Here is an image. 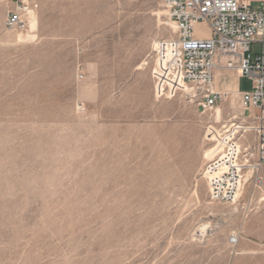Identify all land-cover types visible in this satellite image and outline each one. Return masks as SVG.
I'll return each mask as SVG.
<instances>
[{
  "label": "rangeland",
  "instance_id": "obj_1",
  "mask_svg": "<svg viewBox=\"0 0 264 264\" xmlns=\"http://www.w3.org/2000/svg\"><path fill=\"white\" fill-rule=\"evenodd\" d=\"M3 2L0 264H264L262 168L232 204L210 202L203 174L251 80L216 70L228 94L199 110L152 51L176 35L161 0H69L39 9L42 34L38 8L8 29Z\"/></svg>",
  "mask_w": 264,
  "mask_h": 264
},
{
  "label": "built area",
  "instance_id": "obj_2",
  "mask_svg": "<svg viewBox=\"0 0 264 264\" xmlns=\"http://www.w3.org/2000/svg\"><path fill=\"white\" fill-rule=\"evenodd\" d=\"M2 1L9 5L5 26L24 29L34 12L31 1ZM161 1L176 35L157 39L152 51L168 75L189 86L188 95L199 110H212L225 96L216 89V70L237 69L251 80V87L239 94L240 117L220 127L216 151L203 169L210 202L232 204L244 170L248 168L252 177L264 165V3L254 7L244 0ZM197 24L208 27L209 37L195 35ZM253 46L257 51H252ZM246 134L254 137V149L248 156L242 144ZM249 156L256 161L251 163ZM262 183L261 176L255 175L254 184L260 187Z\"/></svg>",
  "mask_w": 264,
  "mask_h": 264
},
{
  "label": "crops",
  "instance_id": "obj_3",
  "mask_svg": "<svg viewBox=\"0 0 264 264\" xmlns=\"http://www.w3.org/2000/svg\"><path fill=\"white\" fill-rule=\"evenodd\" d=\"M30 1H31L32 7H33V10L35 11V13L37 12L36 9L38 8L39 23H40V27L38 29L39 32L37 31L38 34L43 33V30L41 29V19H40V15L43 13H41L39 9H43L45 7L51 9V8H61V7L69 6V3H68L69 0H30ZM70 1L73 2V1H77V0H70ZM244 1L250 3L254 7H255V5L258 6V4H260L262 2L264 3V0H244ZM79 2H80V0H79ZM4 5H6V7H9V5L7 3H4ZM82 6H84V5L83 4H73V7H82ZM94 23H95L94 21L90 22L91 25H94ZM4 25H5V19H4ZM86 25H87V27L84 26L83 30H79L78 34L74 35L75 39L87 40V39H89L88 34L93 35L95 28L91 26V30H92V32H91V31H88V29H90V27H88V22L86 23ZM55 29H57V28H55ZM47 30H51V28L48 27ZM57 32H63V28L57 29ZM209 35L207 37H209ZM228 71L236 78L237 84L235 86L233 84L234 88L236 86L238 87V81L243 76L240 74V72L237 69H232V70H228ZM234 90L237 92L238 95L240 94V92H242L238 88H235ZM261 168L264 171V165Z\"/></svg>",
  "mask_w": 264,
  "mask_h": 264
},
{
  "label": "bare ground",
  "instance_id": "obj_4",
  "mask_svg": "<svg viewBox=\"0 0 264 264\" xmlns=\"http://www.w3.org/2000/svg\"><path fill=\"white\" fill-rule=\"evenodd\" d=\"M217 74H218V73L216 72V74H215V80H216V78H217ZM227 91H228V90H227V88H226V90L224 91L225 95L228 94ZM244 150H245V149H244ZM244 153H246V152H244ZM245 156H248L247 153H246ZM247 166H248V165H247ZM244 175H245V174H244ZM244 175H243V176H244ZM250 178H251V172H250V175H249V177H248L247 182L249 181ZM240 189H241V188H240ZM239 191H240V190H239ZM238 196H239V193H238ZM204 229H205V226L202 228V230L204 231ZM203 231H202V232H203Z\"/></svg>",
  "mask_w": 264,
  "mask_h": 264
}]
</instances>
